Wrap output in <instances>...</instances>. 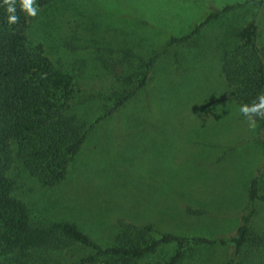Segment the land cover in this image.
I'll use <instances>...</instances> for the list:
<instances>
[{
    "label": "rangeland",
    "instance_id": "rangeland-1",
    "mask_svg": "<svg viewBox=\"0 0 264 264\" xmlns=\"http://www.w3.org/2000/svg\"><path fill=\"white\" fill-rule=\"evenodd\" d=\"M40 9L26 15L27 38L71 74L70 111L92 128L62 184L42 192L22 174L16 196L47 223L83 206L73 217L101 241L118 216L215 239L190 241L179 264H224L256 174L264 194V123L248 126L228 95L219 56L249 22L264 41V0H54ZM215 12L188 40L168 44ZM125 48L135 57L157 54V61L119 113L98 119L119 87L100 58L118 57ZM131 63L124 72L133 70L136 60ZM186 206L205 213L183 215ZM250 230L264 236V204L257 205ZM87 252L71 244L46 260L71 264ZM172 252L173 246H162L138 264L161 262ZM241 258L263 264L264 248L245 246Z\"/></svg>",
    "mask_w": 264,
    "mask_h": 264
},
{
    "label": "trees",
    "instance_id": "trees-1",
    "mask_svg": "<svg viewBox=\"0 0 264 264\" xmlns=\"http://www.w3.org/2000/svg\"><path fill=\"white\" fill-rule=\"evenodd\" d=\"M52 1L37 3L44 7ZM6 8L0 0V264H47L51 253H61L71 244L88 250L71 264H138L166 245L173 246L172 254L155 264H179L190 241L215 243V239L185 236L165 231L152 221H127L123 216L116 217L111 235L101 241L73 217V212H85L83 206L73 207L70 215L48 223L33 218L29 203L16 196L21 188L20 176L30 178L42 192L58 187L72 170L92 124L70 111L71 74L49 59L42 44L28 40L27 16L21 11L19 0L15 24L7 23ZM217 13L209 14L189 33L171 37L168 44L185 42ZM233 35L232 45L221 49L220 73L228 86V95L238 105L250 104L264 94V41L258 39L254 22ZM100 59L112 69L119 86L113 91L111 106L104 105L98 118L104 119L119 113L146 85L157 54L135 57L130 48H125L118 57ZM133 59L136 66L124 72ZM255 119L260 125L264 123V117ZM258 204H264V194L256 174L249 181L246 209L239 216L231 239L233 248L224 264H243L241 253L245 246L264 248V236L255 237L250 230ZM90 211L95 216L98 208ZM182 213L198 217L205 212L186 206ZM100 220L101 225H107L108 219ZM218 241L224 243L223 239Z\"/></svg>",
    "mask_w": 264,
    "mask_h": 264
},
{
    "label": "clouds",
    "instance_id": "clouds-1",
    "mask_svg": "<svg viewBox=\"0 0 264 264\" xmlns=\"http://www.w3.org/2000/svg\"><path fill=\"white\" fill-rule=\"evenodd\" d=\"M3 3L7 5L6 12L9 13L7 23L9 25L15 24L18 20L16 15V0H3ZM19 7L27 16H37L41 11L37 0H19ZM239 112L241 115L247 117L248 126L254 128L256 126L255 117H264V94L259 95L256 101L250 104H241Z\"/></svg>",
    "mask_w": 264,
    "mask_h": 264
}]
</instances>
